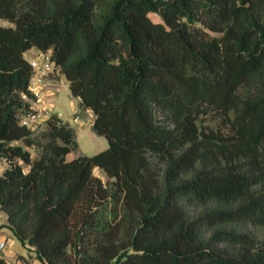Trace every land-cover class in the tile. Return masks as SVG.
<instances>
[{
  "label": "trees",
  "instance_id": "obj_1",
  "mask_svg": "<svg viewBox=\"0 0 264 264\" xmlns=\"http://www.w3.org/2000/svg\"><path fill=\"white\" fill-rule=\"evenodd\" d=\"M0 18V227L45 264H264V0H0ZM32 46L107 147L67 159L68 121L19 122Z\"/></svg>",
  "mask_w": 264,
  "mask_h": 264
},
{
  "label": "rangeland",
  "instance_id": "obj_2",
  "mask_svg": "<svg viewBox=\"0 0 264 264\" xmlns=\"http://www.w3.org/2000/svg\"><path fill=\"white\" fill-rule=\"evenodd\" d=\"M150 16L154 20H161V17L158 13L151 12ZM0 24L9 25L12 24L7 19L0 18ZM34 53V48L30 47L27 48L24 51V55L26 57L32 56ZM37 54V53H36ZM53 76L51 79V83H54L53 93H52V99L48 101V106L52 109L54 113H57L64 121H68L71 126L75 128L76 131V141L78 143V146L75 149L70 150L68 153H66V158H72L74 156H77L81 153L86 154H92L96 151H99L105 147L108 146V140L104 135H99L95 133L91 129V120L92 117L88 116V114H85L83 109H80L78 107V98L71 94L68 80L65 77V75L61 72L59 68L53 69ZM47 80L46 78L44 79ZM52 87V86H51ZM33 97H25L26 100H34ZM36 99V98H35ZM78 114L79 120H73V115ZM218 118L216 116L212 115H206L202 118L200 121V124L202 126L208 125V126H216L217 125ZM44 123H39L36 126L30 127L33 131V133H37L41 129L44 128ZM31 153L33 156L37 154V150L33 147H31ZM23 168L26 169L27 166L22 163ZM7 166V163L5 161L0 160V172L4 169V167ZM93 173L97 176H99L103 181H106L108 179V176L106 175L105 171L98 166H95L93 168ZM8 230V229H7ZM257 232H259L260 236H264V229H257ZM12 237L15 239V246L14 248H19L22 250V252H25L27 254V249L25 245L21 242L19 238H17L12 232H10Z\"/></svg>",
  "mask_w": 264,
  "mask_h": 264
},
{
  "label": "crops",
  "instance_id": "obj_3",
  "mask_svg": "<svg viewBox=\"0 0 264 264\" xmlns=\"http://www.w3.org/2000/svg\"><path fill=\"white\" fill-rule=\"evenodd\" d=\"M34 48V53L29 58L25 57L29 60L32 57L36 56V53L38 52V48L32 46ZM24 54V53H23ZM53 71L49 72L46 76V79L44 84L37 89L38 95L34 94V100L30 99L28 100L32 107H39L43 105H48V101L52 99V93L54 88V83H51V79L53 76ZM50 77V78H49ZM52 86V87H51ZM85 114H88V116L92 117L91 124L93 121V112L90 108L83 109ZM73 120H79L78 114L73 115ZM44 125V124H43ZM92 129V128H91ZM70 159V158H69ZM7 222V215L6 213L0 209V224ZM8 229V230H7ZM11 229L7 226L0 227V242L3 243L2 247H0V256H4L8 264H45L43 260L38 258L32 249V247L29 248L27 244H24L27 249V254L25 252H22L19 248H14L15 246V239L11 235Z\"/></svg>",
  "mask_w": 264,
  "mask_h": 264
},
{
  "label": "built area",
  "instance_id": "obj_4",
  "mask_svg": "<svg viewBox=\"0 0 264 264\" xmlns=\"http://www.w3.org/2000/svg\"><path fill=\"white\" fill-rule=\"evenodd\" d=\"M32 65V75L29 83V89L32 91L33 96L38 95L37 89L44 84V79L55 67V61L51 57L50 51L38 50L35 57L29 59ZM23 97H28L23 94ZM30 98V97H29ZM52 113V109L48 105L39 107H32L31 104L28 108L24 109L18 114L19 122L27 125L28 127L36 126L43 123L47 117ZM3 243L0 242V247Z\"/></svg>",
  "mask_w": 264,
  "mask_h": 264
}]
</instances>
